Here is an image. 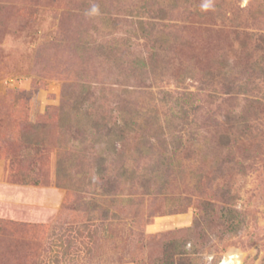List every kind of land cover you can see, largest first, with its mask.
<instances>
[{
	"label": "rangeland",
	"instance_id": "rangeland-1",
	"mask_svg": "<svg viewBox=\"0 0 264 264\" xmlns=\"http://www.w3.org/2000/svg\"><path fill=\"white\" fill-rule=\"evenodd\" d=\"M141 21L172 38L157 80L100 56L113 44L150 63ZM85 86L112 120L124 101L150 117L136 113L142 126L108 172L94 162L98 145L75 158L83 134L59 125L65 95ZM180 109L184 119L173 118ZM238 120L246 125L234 129ZM148 139L150 156L171 158V176H140ZM69 160L71 180L58 182ZM180 258L264 264V0H0V264Z\"/></svg>",
	"mask_w": 264,
	"mask_h": 264
},
{
	"label": "trees",
	"instance_id": "trees-1",
	"mask_svg": "<svg viewBox=\"0 0 264 264\" xmlns=\"http://www.w3.org/2000/svg\"><path fill=\"white\" fill-rule=\"evenodd\" d=\"M163 9H159L158 12L160 14L163 13ZM148 22H140L139 29L143 34L146 35L151 41H152V56L150 63H145L141 56H135L132 60H128L125 57V53L129 52L128 47H126L123 50V53H117L119 51L118 48H115L113 44H109L105 48H101V57L108 60L110 64L114 63L115 66H118L122 70H125L124 66L127 67V72L129 75H143V74H151L154 77V80L158 79L159 71L166 68L168 71V62L167 59L169 58V41L172 39L171 36L169 37V33H166L164 30H155V26L147 27ZM150 28V29H149ZM154 30L153 33L152 31ZM133 30H131L132 32ZM129 40V39H128ZM127 42V41H125ZM107 45V44H106ZM108 49V50H107ZM157 50H160L163 57V62L158 60L156 55H158ZM163 50V51H162ZM160 61V62H159ZM159 62V63H158ZM163 68V69H162ZM164 72V73H165ZM151 83V82H150ZM91 89L90 86H85V88H82V90H79V92L76 94V96H70L68 93V96L65 95L66 98H64V104L62 105L60 109V122L59 125L63 129L70 128L72 125L75 127V133L83 134L82 138V144L78 146L81 148L79 152L73 153V156L76 157H84L89 156L91 153L92 147L98 145V152L96 153V160L94 162L98 167H102L105 169L106 172L109 171L110 167L109 165L105 166V162H115L114 157L112 155L118 154V144L119 143H125L127 140L128 134L134 131H138V127H141L142 124L139 123L138 118L142 120V122L146 123L148 121V118L145 117L144 113H141L136 106L128 109L126 111V104L128 102H125L123 98H121L125 105L119 106V110L122 116H120V119L112 120L113 117L107 114L104 115V112H102L100 107H97V110L93 109L94 101H88L89 97L85 93V91ZM130 105V104H129ZM182 110V109H180ZM138 113L140 116L137 117ZM98 114V118L96 115ZM133 114V115H132ZM174 116L173 118L177 119H184V110L180 111V113H172ZM137 118V119H136ZM153 121V120H152ZM154 122L155 125H158L159 118ZM171 122L169 121L168 126L170 127ZM234 126V129H241L243 128L246 123H244L243 120H238L237 122L232 123ZM156 129V127H155ZM145 138V137H144ZM90 143L91 144H87ZM231 138L221 139V142H219L220 147H226L230 144ZM138 152L141 158H147L152 163H150L149 167H144L142 170V173L140 176L144 178H150V179H162V177L166 176V174H169L171 176L172 173H170V165L172 164L171 158H169L167 155H161V156H150L152 152H154L155 148L154 145H152V142L148 139V141L140 142L138 144ZM77 147V146H76ZM77 150V149H76ZM105 151V152H104ZM92 152V155L95 154ZM105 153V154H104ZM82 157V158H83ZM112 157V158H111ZM65 162V161H64ZM72 160H69L66 165H59L58 166V182L59 180L63 179H70V177H67V175L71 172L70 168L72 167ZM225 159L217 160L214 165H225ZM104 165V167H103ZM83 172L84 169H79ZM78 175L80 172H77ZM98 173V172H97ZM71 175V173H70ZM148 176V177H147ZM59 184V183H58ZM71 184V183H69ZM72 186V185H70ZM115 188V184H110L109 186L104 188V193L112 192ZM230 212H232V209H230ZM233 213V212H232ZM181 249V250H180ZM180 250V251H179ZM186 251V247L183 245L182 248L176 247V249H173L172 247L168 248L166 250V257L172 258L177 254H181L184 256V253ZM179 264H185L183 258L179 259ZM42 264V263H41Z\"/></svg>",
	"mask_w": 264,
	"mask_h": 264
},
{
	"label": "bare ground",
	"instance_id": "bare-ground-1",
	"mask_svg": "<svg viewBox=\"0 0 264 264\" xmlns=\"http://www.w3.org/2000/svg\"><path fill=\"white\" fill-rule=\"evenodd\" d=\"M221 264H225V262H222Z\"/></svg>",
	"mask_w": 264,
	"mask_h": 264
},
{
	"label": "clouds",
	"instance_id": "clouds-1",
	"mask_svg": "<svg viewBox=\"0 0 264 264\" xmlns=\"http://www.w3.org/2000/svg\"><path fill=\"white\" fill-rule=\"evenodd\" d=\"M205 7H207V5H205Z\"/></svg>",
	"mask_w": 264,
	"mask_h": 264
}]
</instances>
